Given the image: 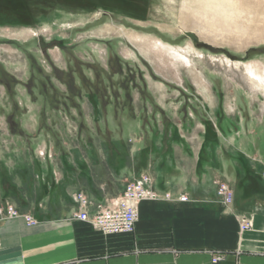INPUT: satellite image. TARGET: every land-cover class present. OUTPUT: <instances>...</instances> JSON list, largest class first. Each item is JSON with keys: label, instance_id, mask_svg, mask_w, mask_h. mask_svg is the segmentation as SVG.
<instances>
[{"label": "rangeland", "instance_id": "1", "mask_svg": "<svg viewBox=\"0 0 264 264\" xmlns=\"http://www.w3.org/2000/svg\"><path fill=\"white\" fill-rule=\"evenodd\" d=\"M177 1L0 0V184L91 137L117 146L155 118L264 126V91L249 79L257 64L264 73V0H237L253 11L243 36L201 34L185 5L206 0Z\"/></svg>", "mask_w": 264, "mask_h": 264}, {"label": "crops", "instance_id": "2", "mask_svg": "<svg viewBox=\"0 0 264 264\" xmlns=\"http://www.w3.org/2000/svg\"><path fill=\"white\" fill-rule=\"evenodd\" d=\"M164 121L140 130L133 123L117 146L114 136L108 147L91 137L0 184V206L9 202L38 221L0 217V264H213L215 254L223 255L218 264H264L262 123L223 131L191 114ZM141 173L158 199L139 202L133 233H104L76 218L78 194L92 215ZM221 183L234 191L230 204L218 194ZM243 216L253 221L244 231Z\"/></svg>", "mask_w": 264, "mask_h": 264}, {"label": "built area", "instance_id": "3", "mask_svg": "<svg viewBox=\"0 0 264 264\" xmlns=\"http://www.w3.org/2000/svg\"><path fill=\"white\" fill-rule=\"evenodd\" d=\"M264 179V163L261 171ZM218 193L226 204L234 199L233 189L228 183H221ZM158 199V194L153 188V180L147 173H141L133 181L126 185L124 192L113 198L107 206H100L92 215L87 208L89 200L86 195L80 193L77 196L79 211L76 218L91 223L94 227L108 234L133 233L139 218L138 204L143 200ZM186 200V196L181 198ZM0 215L3 219L23 217L29 225H36L37 219L30 214L20 213L14 205L5 202L0 206ZM241 230H248L253 226L251 217L243 216L239 219ZM222 254H215L212 263L218 264L222 260Z\"/></svg>", "mask_w": 264, "mask_h": 264}, {"label": "bare ground", "instance_id": "4", "mask_svg": "<svg viewBox=\"0 0 264 264\" xmlns=\"http://www.w3.org/2000/svg\"><path fill=\"white\" fill-rule=\"evenodd\" d=\"M173 4H181V1L171 0ZM205 1V0H204ZM206 3L200 7L191 8L189 4H186L185 7L188 10H192L198 13V17L192 22L195 29L198 30L203 35H212L215 33L217 36L224 32L234 31L235 33L243 36V33L248 32L250 24L248 20L252 21L253 11L244 4L240 3L237 7V0H206ZM185 4V3H182ZM245 13V17L243 14ZM246 18V22L244 21ZM251 18V19H250ZM244 19V20H243ZM184 21L186 26L187 22ZM176 52V51H175ZM177 53V52H176ZM257 73H250L249 79L250 82L258 89L264 91V73L263 69L258 66H255ZM254 71V70H251Z\"/></svg>", "mask_w": 264, "mask_h": 264}, {"label": "water", "instance_id": "5", "mask_svg": "<svg viewBox=\"0 0 264 264\" xmlns=\"http://www.w3.org/2000/svg\"><path fill=\"white\" fill-rule=\"evenodd\" d=\"M194 35H195V34H194ZM194 35H193V36H194ZM194 38H197V36L195 35V36H194ZM203 43H204V44H203V45H204V47H208V48H209V46H208V45H210V44H208V43H206V42H203ZM210 46H211V45H210Z\"/></svg>", "mask_w": 264, "mask_h": 264}]
</instances>
